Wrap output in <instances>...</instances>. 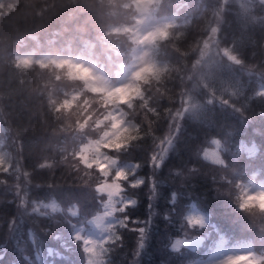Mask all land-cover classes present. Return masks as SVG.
Here are the masks:
<instances>
[{"label":"trees","instance_id":"obj_1","mask_svg":"<svg viewBox=\"0 0 264 264\" xmlns=\"http://www.w3.org/2000/svg\"><path fill=\"white\" fill-rule=\"evenodd\" d=\"M155 12V19L178 22L152 52L167 71L160 80L137 81L120 104L130 132L105 148L118 164L132 165L120 186L136 202L114 213L119 222L103 264H168L164 242L178 226L173 210L182 204L206 209L220 233L228 228L237 238L256 237L234 191L241 178L264 174V0H159ZM88 15L83 0H0V146L11 157L0 168V264H77L63 234L100 207L94 188L105 176L76 146L102 139L112 99L70 68L13 66L30 52L70 55L94 62L114 82L128 51L86 46L96 43ZM71 89L81 90L84 105ZM240 144L257 153L241 157L244 169L237 172L230 157L242 156ZM200 148L204 154L216 148L219 161L196 159ZM135 179L141 183L134 187Z\"/></svg>","mask_w":264,"mask_h":264},{"label":"rangeland","instance_id":"obj_2","mask_svg":"<svg viewBox=\"0 0 264 264\" xmlns=\"http://www.w3.org/2000/svg\"><path fill=\"white\" fill-rule=\"evenodd\" d=\"M156 0H132L137 12H139L140 18L150 15L153 10L151 5ZM157 26L150 33V37L153 41L161 39L163 35L167 33L169 27H174L173 18H162L160 20L155 19ZM218 32V31H217ZM216 32H213V35ZM145 51L152 55L153 50L148 47ZM34 52H30L21 55L17 58H21L22 66H30L35 61H41L44 64L53 62L55 64H62L69 67L74 77H83L87 83L88 88L105 93L106 97H110L115 104L108 117L111 118V126L109 129L103 132L102 139H92L86 144L79 148L78 155H83V160L89 165H96L101 170V174L105 176L103 182L96 186V190L99 195H104L105 198L102 200L101 210L89 220L88 232L86 237L87 248L84 252L86 255L85 264H103V254L105 251V244L113 237L115 228L119 222L115 217L114 213L119 204H135V199L124 198L121 191L120 180L128 176L132 172V165L119 166L115 159L110 158L105 148H109L112 144L114 146L115 138L122 132L129 131V123L124 119L123 113L121 112L120 104L128 102L129 94L137 84V81L145 75V69L151 70L150 64H145L141 61H137L136 65H132L131 60L122 65L120 68L117 81L113 82L112 79L106 74L104 69L99 68L94 62L88 61L84 58L74 59L68 56H48L44 55L41 58H36L33 55ZM163 66V65H162ZM40 69H38L39 72ZM40 73H44L41 69ZM145 77V76H144ZM54 88V87H53ZM73 99L79 103L82 102L84 105L85 100L82 93H75ZM85 109V106H84ZM102 120L100 121V123ZM244 154L256 155V149L248 147ZM9 153L7 148L0 146V168H7L9 165L8 159ZM206 158L213 162L219 161V153L217 149H211L207 153ZM234 169L239 172L244 169V161L240 157L232 162ZM112 179H109L110 177ZM141 183L140 179L133 180L130 182L131 185L137 186ZM258 191H264V185ZM257 191L253 189L252 185H249L246 190V199ZM235 193V191H234ZM227 201V200H226ZM228 202L232 203V198H228ZM52 211L57 209L51 207ZM73 214H77V210L72 211ZM242 213V212H241ZM208 214L200 207L188 215V224L182 222L177 232V239L174 244L169 248L170 253L166 254V261L168 264H179V257L186 253L182 246H188L195 248L199 245L206 237L209 236V232L206 230L208 225ZM244 217L246 216L242 213ZM247 217V216H246ZM175 218V213H174ZM249 218V217H247ZM250 222L248 226L255 229V236L257 241L262 242L264 240V234L260 231L263 229L264 220L260 218H249ZM255 222V223H254ZM259 226V228H257ZM63 232V231H62ZM82 232V226H77L74 229V235H79ZM180 233V236H179ZM187 235V237H186ZM190 235H193V239H190ZM73 249L75 250L74 245ZM173 253H176L174 257H171ZM179 255V257H178ZM245 256L247 260L242 261L241 264H262L264 257L254 255L253 244L249 245H238L232 249H224L221 245L217 246L215 253L205 262L199 264H225V261L229 257Z\"/></svg>","mask_w":264,"mask_h":264},{"label":"clouds","instance_id":"obj_3","mask_svg":"<svg viewBox=\"0 0 264 264\" xmlns=\"http://www.w3.org/2000/svg\"><path fill=\"white\" fill-rule=\"evenodd\" d=\"M84 10L88 12V20L96 32L95 42L85 41L86 46L95 47L97 44L103 49L124 47L132 58V65L137 61L151 65V70L145 69V75L150 82L152 79L160 80L167 66L163 69L159 67L154 54L149 55L145 48L150 47L153 52L159 47L153 41L150 33L155 29V9L159 8V0L153 6L154 11L140 18L132 0H83ZM118 38V39H114ZM40 63V61H36ZM14 67H21V58H16L13 62ZM239 187V184L237 185ZM236 207L247 217L264 220V191H257L245 199L244 193L237 198ZM247 260L245 256L229 257L225 264H241Z\"/></svg>","mask_w":264,"mask_h":264},{"label":"bare ground","instance_id":"obj_4","mask_svg":"<svg viewBox=\"0 0 264 264\" xmlns=\"http://www.w3.org/2000/svg\"><path fill=\"white\" fill-rule=\"evenodd\" d=\"M177 10H179V8ZM173 19L175 20V22H178V19H175V18ZM263 185H264V182L259 186V188H261Z\"/></svg>","mask_w":264,"mask_h":264}]
</instances>
